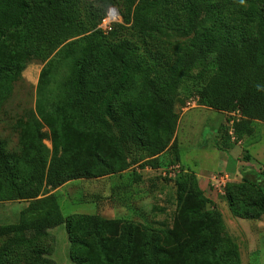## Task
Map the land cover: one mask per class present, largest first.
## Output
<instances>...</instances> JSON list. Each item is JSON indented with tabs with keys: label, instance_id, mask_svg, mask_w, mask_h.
<instances>
[{
	"label": "trees",
	"instance_id": "trees-1",
	"mask_svg": "<svg viewBox=\"0 0 264 264\" xmlns=\"http://www.w3.org/2000/svg\"><path fill=\"white\" fill-rule=\"evenodd\" d=\"M76 4L0 0V103L31 59L44 63L55 52L56 61L69 63L58 100L43 97L44 106L38 108L51 149L34 116L24 125L27 129L19 124V152L7 151L0 138V202H26L16 223L0 225V264H55L40 239L60 225L74 264H242L221 212L194 173L179 163L171 92L176 82L196 80L198 105L225 114L223 137L228 136L226 114L236 111L241 115L234 124L237 139L253 136L257 122L264 123V10L256 15L252 9L242 11L240 0H124L123 17L140 34L190 36L184 53L155 57L149 65L129 41L108 44L99 31L65 43L77 26ZM226 5L232 7L227 15ZM248 15L256 18L253 36L234 39L244 32L239 19ZM207 19L211 27L203 25ZM197 65L198 72L190 75ZM43 66L39 86L46 84L51 60ZM136 164L141 169L182 166L174 180L150 177L175 182L171 227L139 226L97 214L62 215L54 190L74 180L119 175ZM238 175L241 181L231 179L224 189L229 211L235 218L260 220L264 169L241 166Z\"/></svg>",
	"mask_w": 264,
	"mask_h": 264
},
{
	"label": "rangeland",
	"instance_id": "rangeland-1",
	"mask_svg": "<svg viewBox=\"0 0 264 264\" xmlns=\"http://www.w3.org/2000/svg\"><path fill=\"white\" fill-rule=\"evenodd\" d=\"M238 6L242 11L247 9L250 12L253 10L254 15H256L257 11L264 10V0H240ZM227 7L232 9L231 6L226 5L224 8L226 15L230 11V9L226 10ZM110 9L117 12L118 18L111 22L110 29H105L102 23L106 20ZM76 11L77 26L68 32L65 43L82 40L88 35L99 31L103 36L102 40L108 44L123 40L129 41L139 54L148 61L149 65L155 63V57H159V59L160 57L165 59L167 57L176 58L184 53L189 46L190 36L186 34H169L162 31L154 33V36L140 34L133 27L132 21H126L123 17L125 13L124 0H77ZM239 20L244 24V32L241 35L236 34L234 39L241 40L242 37H252L255 30V16H243ZM203 25L211 27L212 22L207 19ZM64 42L63 44H65ZM54 54L55 52L47 59V61L51 60L52 67H48L45 85L39 86L38 82L40 71L47 61L42 63L37 59H31L25 65L19 79L12 84L11 92L0 103V138L6 141V150L9 152H19L21 150L23 140L20 137V127L22 130L27 129V126L24 129L23 127L32 116L42 124L41 131L47 135L46 139L43 140L44 145L49 149L52 147L51 140L48 137L49 129L46 125H43L38 114V108L44 106L45 98L50 99L51 102L58 100L69 70L68 62L56 61ZM200 67V65L194 67L190 75H195ZM137 80L136 77L135 81ZM196 87L197 84L194 79L176 82L171 94L175 98L174 107L178 114L182 108H185L187 103L197 102ZM205 113L204 110L191 111L190 115L193 116L190 120L193 123L192 126H194L193 128L189 127L190 115L188 114L187 119L181 123L179 130H177V141L183 147L181 152L183 163L189 166L193 173L204 172L205 175L209 174L207 176L209 181L213 177L211 175L216 174H210L212 163L210 160L197 159L196 154L190 150L194 141L202 146L206 145V142L210 139L211 127L210 123L206 122ZM259 138L264 143V123H257L254 127V134L249 138V141ZM222 140L225 143L233 144L226 135L222 136ZM173 142L172 140L170 145ZM237 145L240 146V143ZM185 150L190 151L189 159H185L183 156L187 152ZM237 151H240V148H237ZM246 155H248L247 151L241 150L240 159L246 160ZM257 157L260 158H256V163L253 162V166L250 167L261 171L264 169V149L257 152ZM221 172L230 174L235 183L241 181L238 174L233 175L229 171ZM152 176L153 173L151 172L142 173L145 185L141 183L134 186L130 183L129 178H125L128 180L119 183L114 181L115 184H111L110 187H115V189L111 193L109 190L104 192L105 199L107 200L111 196L113 197L112 200L108 203L105 201L102 207L97 208V211L102 214L100 216L107 219L130 221L139 226L171 227L176 210L175 182L151 178L152 183L149 182L151 183L149 185L147 181ZM71 182L63 186L57 193L62 215L66 217L71 214H96V202L89 201L88 197L84 196L86 193L84 181L79 179ZM114 203L127 205V210L112 207L111 205ZM216 203L215 207L222 214L227 234L235 238L239 245L242 264H264V214L260 220L239 219L231 215L223 196L218 195ZM25 206V201L0 202V225L16 223L19 212ZM40 242L41 247L46 250V256L52 259L55 264H74L69 259L68 238L64 225L49 230L48 234L40 239Z\"/></svg>",
	"mask_w": 264,
	"mask_h": 264
},
{
	"label": "crops",
	"instance_id": "crops-1",
	"mask_svg": "<svg viewBox=\"0 0 264 264\" xmlns=\"http://www.w3.org/2000/svg\"><path fill=\"white\" fill-rule=\"evenodd\" d=\"M193 110H204L206 112L205 113L206 114L205 118H207L206 122L210 123L211 131L209 133L210 139L208 140V142H206L207 143L206 145L200 146L198 142L194 141L193 142L194 144L191 145L192 148L190 150L192 151V153L196 154L197 159L202 158L204 160H210V162L212 163L210 174L219 173L221 171H229L231 174L236 175L238 174L237 172L238 169L242 165H244L246 170L256 171L254 167H250V166H253V162L256 163L255 161L256 158L257 159L260 158V157H257V152L260 149L261 151L264 149L263 141L259 138V139H256L250 142L249 141V138H251L250 136V137H243L241 139L240 146L233 145L231 143H225L222 140L223 133L221 132L223 131L225 114L222 112L216 111V110H212L205 106L198 105L197 102H194L190 106V108H182L179 114L177 111H175L178 118H177L174 138L176 139V142L178 145L179 163L183 166V168L186 171L191 172V169L189 168V166H186L185 163H183V161L181 160V152L183 151V147L177 141V130H179L181 123H183L187 119L188 114L190 115L191 111ZM191 116L193 115H190L189 117V127L193 128L194 125L192 126L193 123L190 120L192 118ZM237 148H240V151H237ZM241 150L247 151L248 155L250 156L249 160L246 161V160L240 159ZM189 154H190V151L185 152V154L183 155L184 158L189 159L190 158L188 156ZM194 175L197 179L199 188L204 192L205 196L208 199H211L213 204L216 205L218 195L215 193V190H213L211 186L209 185V181L207 177L209 174L205 175L204 172H199V173H194ZM138 176L139 175L137 173L133 174V172L130 169H128V170L123 171L119 175H111V176L107 175V176H102V177L94 178V179H82L84 181L85 190H86V193L84 194V196L86 198L88 197L89 201L96 202V214L102 215L100 214V212L97 211V208L102 207L105 201H107L108 203L109 201L112 200L113 197L111 196L108 197L107 200L104 197V192L109 190L111 193L115 189V187L114 188L110 187L111 184L113 183L115 184V182L119 183V182H122L123 180H128L125 178H129L130 183L134 186L137 184H141V183L144 184L145 183L144 177L142 176L138 177ZM147 182L152 183V179L151 178L148 179ZM69 183H72V182L71 181L67 182L63 186H66ZM151 183H149V185H151ZM63 186L54 190V193L57 194ZM127 186L129 187L130 184ZM111 206L116 207L117 209H125V211L127 210V205L123 203H114Z\"/></svg>",
	"mask_w": 264,
	"mask_h": 264
},
{
	"label": "built area",
	"instance_id": "built-area-1",
	"mask_svg": "<svg viewBox=\"0 0 264 264\" xmlns=\"http://www.w3.org/2000/svg\"><path fill=\"white\" fill-rule=\"evenodd\" d=\"M118 18L117 12L114 9H110L109 13H107L106 20L102 23V26L105 29H110L111 22L115 21V19ZM187 103L185 105V108H190V106L193 104ZM227 135L232 143L241 144V141L237 139L235 135L234 130V124L238 122L241 119V115L238 111L236 112H230L227 113ZM130 170L136 171L137 173H143V172H151L153 173V176H158L162 179H168V180H174L181 172H183V168L180 164H171L162 168H151L148 166H145L144 168H139L138 164L133 165ZM211 179L209 180V185L213 190H215V193L217 195H224V189L228 182H230L231 177L230 174L227 173H216L214 175H211Z\"/></svg>",
	"mask_w": 264,
	"mask_h": 264
}]
</instances>
